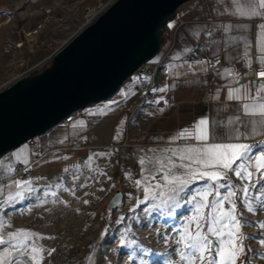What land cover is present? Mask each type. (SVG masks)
<instances>
[{"label": "crops", "instance_id": "crops-1", "mask_svg": "<svg viewBox=\"0 0 264 264\" xmlns=\"http://www.w3.org/2000/svg\"><path fill=\"white\" fill-rule=\"evenodd\" d=\"M94 2L86 0L89 5ZM169 23L173 24L172 28L168 27ZM258 23H264V20H245L233 15L231 0H191L184 3L171 16L165 30L169 41L162 52L169 49L168 60L161 67L156 81V100L132 108L138 101L137 76L134 74L109 100L85 109L86 119L77 120L69 127L59 124L50 129L34 140L30 151L24 146L23 149L8 152L4 168L0 169V186L7 182L28 180L35 190L50 188L62 176L75 171L79 161L90 150L117 147L126 149L130 159L141 166L140 176L135 179L134 185L136 192L141 187L138 199L140 206L161 208L163 214H166V210L172 213L168 208L177 207L171 206V202L161 204L159 199H146L144 188L163 184V169L154 171L160 168L161 163L166 164L168 159L181 163L179 152L173 156L170 149L178 150L204 143L193 138H178L179 133L191 128L200 119H207L210 127L212 122L221 125L217 128L219 135L228 131L237 116L245 123L260 120L259 113L246 114L244 105L253 103L257 97L264 95V91H257L259 85H253L252 80L235 87L233 79L235 73L239 75L262 68L257 59L264 55L259 51L260 45L264 43V35L258 37ZM244 25L249 27L245 28ZM5 41L8 39L5 38ZM208 93L211 96L207 102L204 97ZM236 126L241 134H247V139H217L209 140L208 143L255 144L257 147L253 148V152L259 154L264 148V132L260 130L262 126L255 123L248 129L241 123ZM252 127L257 129L255 134L251 133ZM31 156L36 161L29 167L30 175L25 179L16 180L12 178V172L9 174L6 171L8 166L13 168L15 164L28 166ZM18 157L21 159L18 160ZM142 159L144 164L140 163ZM23 160H27V164ZM148 173L150 178L146 177ZM259 176L257 173L255 178ZM228 178L236 186L242 182L248 183L232 172L228 173ZM137 180L141 181L139 186ZM206 183L209 182L205 179L189 185L177 197L178 207H193L187 200ZM219 183L226 184L227 181L221 180ZM227 188H213L208 199L221 197ZM31 193H24V197ZM14 194L13 187L9 193L2 194L0 209L13 207L23 200L8 201V197ZM7 251V246L0 245V255Z\"/></svg>", "mask_w": 264, "mask_h": 264}, {"label": "rangeland", "instance_id": "rangeland-1", "mask_svg": "<svg viewBox=\"0 0 264 264\" xmlns=\"http://www.w3.org/2000/svg\"><path fill=\"white\" fill-rule=\"evenodd\" d=\"M97 1L89 5L86 0H0V89L47 68L49 57L87 26V11ZM115 1L103 0L106 6ZM79 163L50 188L35 190L13 207L0 209V236L7 240L10 233L24 230L29 250H39L40 264H182L177 241L193 207L168 208L172 213L166 210L163 214L161 208L140 206L141 187L136 192L134 185L141 166L130 159L126 149H93ZM135 164L136 172L132 170ZM13 183L0 186V192L9 193ZM254 183L252 195L264 194V179L259 176ZM247 184L232 189L237 193V213L248 221L242 229L248 237L246 256L250 264H264V244L259 243L264 240V229L259 227L264 210L254 205L256 212L251 213L241 203L240 188ZM229 191L211 200H221ZM116 193L122 194V202L107 211ZM222 207L227 210L231 203L223 201ZM208 211L204 209L205 215ZM203 225L201 232L206 231L207 220ZM195 228V223L189 225L190 231Z\"/></svg>", "mask_w": 264, "mask_h": 264}, {"label": "water", "instance_id": "water-1", "mask_svg": "<svg viewBox=\"0 0 264 264\" xmlns=\"http://www.w3.org/2000/svg\"><path fill=\"white\" fill-rule=\"evenodd\" d=\"M189 1L116 0L60 47L47 68L1 91L0 158L70 114L109 100L159 54L164 42L160 30ZM121 198L116 193L106 210L116 208Z\"/></svg>", "mask_w": 264, "mask_h": 264}, {"label": "snow or ice", "instance_id": "snow-or-ice-1", "mask_svg": "<svg viewBox=\"0 0 264 264\" xmlns=\"http://www.w3.org/2000/svg\"><path fill=\"white\" fill-rule=\"evenodd\" d=\"M231 3L233 4V15L245 20H264V0H231ZM168 27L172 28L173 24L169 23ZM243 27L247 28L249 25ZM256 27L258 37L264 35V23H258ZM259 51L264 54V43L260 45ZM257 62L262 65L260 74L264 76V55L258 57ZM163 90L159 89V91ZM257 91H264V88L258 86ZM229 98H231V93ZM244 111L246 114L259 113L260 120L245 123L237 116L235 122L223 135H219L217 132V128L221 125L212 122L210 127L207 119H200L191 128H185L181 131L178 138H193L204 143L199 146H186L178 150L170 149L169 151L172 152L173 156L179 152L181 163L177 164L171 159H168L166 164L161 163L160 168L154 171L163 169L164 174L161 177L163 184L157 183L144 188L146 199H159L161 204L171 202V206L178 207L177 197L185 189H188L189 185L197 180L206 179L209 182L201 189H196V194L187 200L188 204L193 205V215L188 218V224L180 232V239L177 241V254L182 264H237L242 256L245 258L243 264H250L246 256L245 246L248 237L242 231L248 225V221L242 213H237V205L234 199L237 193L232 190L236 188V185L232 184L228 178V173L232 172L240 180L248 182L247 186L240 188L243 193L241 203L244 204L245 209L255 213L256 207L254 205H258L260 209L264 210V194L253 196L250 192L251 188H256L253 181L257 173L260 174L261 179H264V148L259 151V154H256L253 152V148L257 147L255 144L240 142L208 143L209 140L215 141L217 139L230 141L247 139L246 133H240L236 126L237 123L243 124L245 129L255 123L261 125L260 130L264 132V95L257 97L251 104H245ZM256 131L255 127L251 128L252 134H255ZM17 159L20 160L21 158L18 157ZM23 163L27 164V160H23ZM140 163L144 164L145 161L142 159ZM3 168V162L0 161V169ZM6 171L10 174L13 168L8 166ZM221 180H225L227 183H219ZM140 183V180L136 181L137 186ZM12 187L15 189V194L9 196L8 201L13 202L17 199H24V193L35 191L28 180L15 181ZM221 187H228L229 193L221 200L210 201L208 197L211 190L213 188L218 190ZM154 189L160 190L155 191ZM223 201H229L231 207L225 210L222 207ZM2 203L3 201H0V204ZM205 208L209 209L207 215L204 213ZM205 220H207L208 226L206 231L201 232L200 229L204 226L203 221ZM192 223L196 224L194 231L189 230V225ZM259 227L264 229V222H260ZM211 236H215V241L210 238ZM27 239L28 235L24 230L10 233L7 240L0 236V245H6L8 248L6 253L0 255V264H29V262L40 264L39 250L35 247L29 250V245L26 243ZM121 243L124 241L121 240ZM259 243L264 244V240H260ZM25 254H27V259H23Z\"/></svg>", "mask_w": 264, "mask_h": 264}, {"label": "built area", "instance_id": "built-area-1", "mask_svg": "<svg viewBox=\"0 0 264 264\" xmlns=\"http://www.w3.org/2000/svg\"><path fill=\"white\" fill-rule=\"evenodd\" d=\"M108 6V5H107ZM103 2V0H98L94 7L91 9H88L86 19L84 20L86 25H89L93 22L94 19H96L99 15H101L108 7ZM21 44H19L17 47L19 48ZM168 51L167 49L165 52H162L157 59H152L148 61L147 63L141 65L139 69L136 71L137 76V85H136V91L138 93V101L136 104L132 106V108H137L141 104H143L146 101H154L156 100V81L160 72L161 67L164 65V63L168 60ZM54 52L50 57L49 61L53 58ZM261 68H256L252 70L245 71L239 75L236 73L234 74V86H239L240 84L244 82H248L250 80L254 81L255 84H258L259 86H264V76H261L260 74ZM30 76V74L23 75L20 79L26 78ZM7 88V87H6ZM5 90L0 89V92ZM211 93H208L206 97H204V101H210V95ZM86 119V113L83 110L76 111L69 116H67L60 125L69 127L71 126L75 121ZM27 147V149L30 151L34 146V139H31L27 141L24 145ZM36 161L35 157H30L28 166H24L21 164H15L12 171V178L16 180H23L27 176L30 175L29 167L32 166ZM132 170L134 172L138 171V167L136 165L132 166Z\"/></svg>", "mask_w": 264, "mask_h": 264}, {"label": "trees", "instance_id": "trees-1", "mask_svg": "<svg viewBox=\"0 0 264 264\" xmlns=\"http://www.w3.org/2000/svg\"><path fill=\"white\" fill-rule=\"evenodd\" d=\"M166 27H167V25L163 28V29H161L160 31V36L161 37H164V42L162 43L163 45H162V47H161V50H160V52H159V54L157 55V56H155V58H153L154 60L155 59H157V57L162 53V50L165 48V47H167V45H168V39H167V34H166ZM50 54V53H49Z\"/></svg>", "mask_w": 264, "mask_h": 264}, {"label": "flooded vegetation", "instance_id": "flooded-vegetation-1", "mask_svg": "<svg viewBox=\"0 0 264 264\" xmlns=\"http://www.w3.org/2000/svg\"><path fill=\"white\" fill-rule=\"evenodd\" d=\"M121 204V203H120Z\"/></svg>", "mask_w": 264, "mask_h": 264}]
</instances>
